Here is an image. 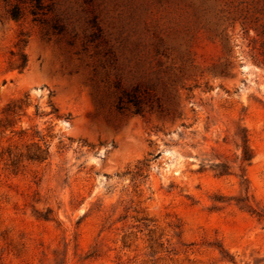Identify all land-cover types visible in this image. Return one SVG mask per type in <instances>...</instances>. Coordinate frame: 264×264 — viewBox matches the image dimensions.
<instances>
[{"label": "rangeland", "instance_id": "1", "mask_svg": "<svg viewBox=\"0 0 264 264\" xmlns=\"http://www.w3.org/2000/svg\"><path fill=\"white\" fill-rule=\"evenodd\" d=\"M9 1L0 264H264V0Z\"/></svg>", "mask_w": 264, "mask_h": 264}, {"label": "trees", "instance_id": "2", "mask_svg": "<svg viewBox=\"0 0 264 264\" xmlns=\"http://www.w3.org/2000/svg\"><path fill=\"white\" fill-rule=\"evenodd\" d=\"M8 3V9H7V14L11 19L14 20H18L20 18L23 17L25 11H24V7L20 4V3H12L9 0H5ZM51 1V0H49ZM31 3V8H30V13L33 15L37 14V11L42 9V3L41 0H30ZM49 6V7H48ZM48 9H50V4L47 5ZM26 39L25 38H20L19 41L17 42L16 46L18 47V55L20 58V63L18 65L19 69H23L26 65L27 62V56L26 54L22 51L23 47L26 44ZM138 91L139 88L138 86H134L131 89L127 90V89H123L121 91V94L118 96L117 98V102H116V108L120 111L129 109V105L131 104L134 106V108L132 109V112L134 114L137 113H141L142 109L140 107V99L138 97ZM245 141V140H244ZM243 156L244 158H247L248 156V150L247 148L244 146L243 148ZM44 150L39 148V153L42 154ZM38 154H34V157H30V158H34V159H40L42 158L41 155Z\"/></svg>", "mask_w": 264, "mask_h": 264}]
</instances>
